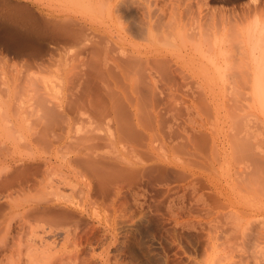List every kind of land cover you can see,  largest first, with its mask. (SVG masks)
Masks as SVG:
<instances>
[{
  "label": "rangeland",
  "instance_id": "obj_1",
  "mask_svg": "<svg viewBox=\"0 0 264 264\" xmlns=\"http://www.w3.org/2000/svg\"><path fill=\"white\" fill-rule=\"evenodd\" d=\"M73 1L78 3V0ZM123 1L118 3L126 5L124 7L128 8L127 13L133 20L137 15L134 6L150 1L152 9H157H153L154 14L158 11L155 15L158 24L163 26L169 21L173 26L181 18L179 31H182L174 30V43L181 49H189L190 45L187 41L180 43L182 36L179 39L177 35L188 33L196 18L205 24H202L203 30L211 33H205L208 40L204 37L203 50L194 52L205 66L206 75L202 69L198 70L205 78L202 81L191 80L186 78V72L190 73L188 69L170 66L161 71L153 82L144 79L131 84L115 72L112 78H105L103 82L95 79L97 58L91 54L87 55L89 62L86 68L68 54L61 62L43 67L44 71L33 66L31 69L28 66L23 68L20 59L17 60L22 63L18 64L16 58L13 60V57L2 53L7 59L10 57L7 60L0 54L2 61L7 60L0 62L1 72L7 67L4 64L8 63L5 83L9 82V87L0 79V88L5 86V91L8 88L6 92L1 90L10 98L7 100L5 96L7 104L3 109L10 113L11 119L19 108L16 99L20 100L17 97L20 94L14 97L15 100L11 97L14 77L17 82L22 77L19 83L23 87L28 82L30 89L45 86L47 98L58 106L52 119L44 117L35 100L28 99V93L24 97L21 92L24 108L19 110L25 115L24 122L22 117L18 118L21 121L17 120L18 130L9 129L10 135L6 140L8 132L0 134L8 148L2 150L0 179L7 181L12 178L8 177L9 171L5 173L10 169V158H29L32 152L34 157H40L52 150L59 165L77 156L89 158L98 166L90 193L84 189L81 183L84 178L80 177L70 180L69 186L54 188L57 191L51 189L53 192L47 186L32 189V185L30 191H4L5 196L1 194L0 198V213H5L1 212L5 208L14 211L5 210L4 218H0L4 221L0 222V264H264V107L250 102V99L246 101L251 86L241 79L240 74L248 66L245 68V63L237 59L243 53L247 36V28L243 26L248 21L251 25L255 23L253 14H250L251 19L246 15L248 21L241 15L248 13L254 4L260 8L255 17L258 27L256 25L253 29L254 37L251 36L247 46L255 41L264 44V29L261 28L264 27V0H255V3L254 0H199L200 3L198 0ZM69 2L62 0L61 10H72L80 21L88 23V19H92L96 27L112 31L123 24V16L119 15H123L126 9L122 5H118L122 13L118 12L119 9L116 10L118 14L111 13L109 2L101 0L104 3L99 5L106 8L100 7L103 12L100 14L98 4L87 10L84 5L80 7L81 3L75 7ZM177 9L187 11L193 18L185 13L179 14ZM173 10L176 11L174 15ZM163 14L162 19L159 16ZM206 14L212 15L213 20ZM116 16L122 22L118 23ZM188 16H191L189 20ZM216 19L219 20L218 25L215 24ZM175 20L176 24H171ZM228 21H232V26ZM74 50L79 51L80 48ZM206 51H210L209 55ZM199 52L206 58L199 56ZM15 66L22 74L16 75L18 78L14 73ZM23 69L28 70L23 72ZM77 73H85L87 79L75 80L72 75ZM26 75L30 80L25 79ZM20 84L18 86L23 88ZM18 90L20 92L21 89ZM135 102L139 106L138 125H135L133 111ZM59 106L66 111L68 109V118L59 117ZM110 111L119 124L117 129L113 121L107 123ZM53 124L64 128L68 133L67 141H60L53 149L44 144H34L33 148L27 143V135L48 133ZM27 168L29 166L19 167V172L23 170L26 173L24 171L27 170L28 175L31 168ZM30 174L26 179L35 178L33 173L32 176ZM5 181L0 180V184ZM45 198L57 203L47 201L51 203H47L50 209L54 206L51 210L55 213L60 212L58 208L64 210L65 206L69 207L71 214L74 212V215L69 212L72 217L69 221H72L67 226L70 236L66 240L61 239V233L55 235L43 230L40 227L42 223H36L40 221H35L38 227L33 226V220H30L32 223L23 221L17 211L34 206V203L37 205L38 200L44 201ZM20 220L23 226L30 224L36 227L38 237L33 245L26 241V228L20 226Z\"/></svg>",
  "mask_w": 264,
  "mask_h": 264
},
{
  "label": "bare ground",
  "instance_id": "obj_2",
  "mask_svg": "<svg viewBox=\"0 0 264 264\" xmlns=\"http://www.w3.org/2000/svg\"><path fill=\"white\" fill-rule=\"evenodd\" d=\"M61 1L62 0H0V51H4V52H1L0 54L2 56H4V54L6 53L7 55H5V56L9 55L10 57H13V60L15 58H16V60L20 59L21 61H23V63L21 61L18 62V60L17 61L15 60V61L18 62V64H20V62H21L23 68H24V66H28L29 67L28 69H31L30 66L35 67V69L36 68L42 69L46 65L48 67H50V65L53 66L54 63L61 62L62 59H64L65 56L68 54H71L72 59L77 58L78 64L80 66L86 68L88 66V62H89L87 59V57H88L87 55L91 54V56L93 58H97V59H95L96 69H97V75H96L95 79L98 81L103 80V82H105L106 79H108V78H112L114 72L117 75H120L121 78H124L125 80L130 82L131 84L138 83L144 79H147V80L153 82L157 78V75L161 71L169 68L170 66H174L175 69H181V70H185V71H186V69H188L190 71V73L188 72L189 73L188 74L186 72V78H189L191 80L202 81L205 78V76H203V74L205 73V66L202 65L203 62H201V58L196 57V54L194 52H198V51L203 50L202 47L206 43V41H205L206 37L205 36L208 34L209 31L208 32L206 31L207 34H205L206 33L205 30H203L204 29L203 25L205 26V24L202 23L203 24L202 25L200 23V21H197L196 19H198V18L194 19L196 21V23L191 21L193 23L191 25H193V26H191L192 28L190 27L188 29L189 31L187 30L188 33H183V35H180L182 33H179V35H177L179 37V39H180V36H182L180 43H182L183 41H187L190 45L189 49H181L179 45L174 43V39L176 38V33H174L175 32L174 30L178 28V31H179V27H180L179 22L181 21V18H178V20H180V21L177 24L174 23V22H176V20L173 21L172 23L170 21L171 24H176L173 26L169 24L168 20H167L168 26H167V24H164L163 26L160 25L161 23L158 24L157 22L159 20H157V18L155 17V15L158 14L157 13L158 11L156 12L157 9L154 7L153 9H156L155 10L156 13L154 14L153 9H152L153 5H152L151 1L147 2L145 4H140V3L136 4L135 3L136 6H134V10H135L137 15H136V20H133L132 16H130V14L127 13L128 8L124 7L126 5L124 3H123L124 5L118 3V2L121 3L122 0H120V1H118V0H110V1L102 0V1H105L107 3L109 2L108 6L110 9L109 11L111 13H112V11H114V12L118 11V9L120 8L118 5H122L126 9V11H123V15H121L119 13L120 14L119 17L123 16V19H122L123 24L121 23L122 26L118 29H114L113 31L107 30L105 28L101 29V28H98V26L96 27V25L94 24V20H92V19L87 18L89 20L88 23L80 21L79 19H77L76 15H74L76 13H74L72 10H70V9L69 10L65 9L66 11L61 10V8H60V5L62 4ZM69 1L72 2L73 0L72 1L69 0ZM154 1H152L153 4H154ZM251 1H253V0H251ZM64 2H65V0H64ZM180 2H179V4H181ZM198 2H199V0H198ZM224 2H226V1H224ZM66 3H67V0H66ZM72 3H73V6L75 5V7L78 3L79 4L81 3L80 7H82L84 5V8L85 9L87 8V10L89 9V7H93L97 4L99 6L98 7L99 11L101 10L100 7L106 8V7H103L105 5H101V6L99 5V3H101V0H78L77 4L74 1ZM102 3H104V2H102ZM254 3H255V0H254ZM79 4L77 6H79ZM70 5L72 6L71 3H70ZM248 5L250 6L251 4H248ZM256 5L257 4H254V5H252V7L248 6L250 8V9L247 8L249 12L247 13V11H246L247 14L245 13L244 15H241L242 17L240 16L241 18H243V16H244V19L248 16L247 17V19H248L253 14V19H254L253 23L254 22L255 23L251 25L249 23V21L247 19H245V21L246 20L248 21L249 25H248V23L247 24L245 23L246 26L243 24L244 25L243 27L247 28L246 29L247 36H246V40L244 41L245 44L243 47V53L241 55V56H243V58H241V56H240V58L237 57V59H240L239 60L240 62L242 60L245 63V68H246V66H248L247 69L240 74L241 79H243L245 82H248L251 86L250 87V93L248 95H246L247 97L249 96L248 99L245 98V99H247L246 101L249 102V99H250V102H257L261 106L264 107V48H263L264 44L260 45V43H258V41L257 42L255 41L254 43H252L250 45V47L247 46V43L249 44L251 42V36H253L252 31L254 28H256V25H257V20H256L257 15L256 14L258 13V9L260 10V8H259V6H256ZM108 6H107V9H108ZM154 6H155V4H154ZM178 6H177V8H178ZM198 6H200V5H198ZM77 8H79V7H77ZM158 8H159V6H158ZM174 8H175V6H174ZM180 8H182V7H180ZM188 8H189V6H188ZM190 8H189V10H190ZM107 9H105V10H107ZM163 9H161L162 12L164 11ZM174 10L172 11L173 15H174L173 12H176ZM107 11H106V13H107ZM197 11H198V8H197ZM101 12L102 11H100V14H101ZM118 12L122 13V11L120 9ZM118 12H117V14H118ZM177 12H179V14L183 13L182 15H184V13L188 14L187 11H186L187 13L186 12H180L178 9H177ZM194 12H196V11H194ZM159 15H160V13H159ZM159 15H157V16H159ZM169 15H171V14L169 13ZM188 15H191V14H188ZM194 15H196V14H194ZM206 15H208V14H206ZM163 16H164V14L159 16V17H162V19H163L164 18ZM172 16H170L171 20H172ZM180 16H178V17H180ZM208 16H210V15H208ZM211 16H210V18L209 17L208 18L211 19V21H212L213 19L211 18ZM138 17H140L141 20L140 19L138 20ZM175 17L173 19H175ZM190 17L188 16L187 20H189ZM205 17H207V16H205ZM116 18L118 19L117 20L118 23L122 22L121 20L119 22V18L117 16H116ZM185 18L186 17H184V19ZM192 18H193V16H192ZM159 19H161V18H159ZM204 19H206V18H204ZM208 21H209V23H211L210 20H208ZM218 21L219 20H217L215 24L218 25ZM225 22L226 21L224 20V23ZM228 22H230V21H228ZM231 22L229 23V25L231 24ZM243 23H244V21H243ZM121 24H119V25H121ZM185 24H187V22ZM208 26L211 27L210 24H208ZM231 26H232V24H231ZM257 27H258V25H257ZM215 28H217V27H215ZM261 28L264 29V27H261ZM218 29H220V28H218ZM181 31L182 30L180 29L179 32H181ZM216 31H217V29H216ZM228 31H230V30H228ZM222 32H224V31H222ZM260 32H259V34H260ZM262 32H263V30H262ZM209 33H211V32H209ZM218 34H217V36H218ZM259 34H257V35H259ZM184 37L187 40L183 39ZM204 37H205V39H204ZM210 37H212V35ZM206 40H208V39H206ZM260 41H262V39ZM106 42L107 43L110 42V44L109 43L107 44ZM215 42L217 43V41H215ZM212 43H211V45H213ZM183 45L182 46L185 47V44H183ZM208 45H207V47H208ZM241 46H243V43ZM76 47L80 48V50L75 51L74 49H76ZM87 47H89V50ZM246 47L247 48L249 47V48L247 49ZM208 48H210V47H208ZM206 50H208V49H206ZM2 53H4V54H2ZM206 53H207V51H206ZM208 53H210V51H208ZM239 53H240V51L238 52V54ZM198 54H200V52ZM202 54H203V52H202ZM203 55H205V54H203ZM203 55L201 56V54H200L199 56L203 57ZM214 55H212V56L214 57ZM230 58L232 59V55ZM1 59H2V57H0V62L2 61ZM235 59H236V57H235ZM10 60L12 62V58ZM208 60H209V58H208ZM215 60H214V62H215ZM4 61H5V59H4ZM4 61H2V62H4ZM244 63H242V64H244ZM211 64H210V66H211ZM5 66L8 67V63H6V65L4 64V67ZM1 67H2V65L0 66V68ZM7 67L5 69H2V72L0 70L1 75H2V77L0 78L2 80V84H4L5 81H7L6 76L8 73L5 72V70L8 69ZM15 67H16L15 70L17 71V72L16 71L14 72L15 76L17 75L19 77V75L21 74V71L19 68H17V66H15ZM18 67H19V65H18ZM25 68H27V67H25ZM17 69H19V70H17ZM28 69H25V70L23 69V72L28 70ZM43 69H42V71L45 70V69L44 70ZM199 69H200V71L202 69L203 74L201 72L200 73L198 72ZM11 72H12V70H9V73H11ZM18 72H19V74H17ZM13 75H11L12 78L14 77ZM204 75H206V73ZM9 76H10V74H9ZM9 76H8V78L11 80V78ZM21 76H22V74H21ZM72 76L77 81H84L87 79V76L85 73H77V74H73ZM26 77H27V75H26ZM21 78L20 79L18 78V82H17V80L14 77L13 78L14 81L12 79L13 84H11L12 85L11 91H13L12 92L13 94L11 97L16 98V96L18 94H20L17 96V97H20L19 102H18L19 98L16 99L17 100L16 102L19 103L18 104L19 108L16 109V111L12 114V117L14 119L16 118L15 120L11 119L9 117L10 113H7V111L3 109L4 107H6L7 103L5 102L6 101L5 100L6 93H4L2 90H4L3 88L5 86H8L9 82H7L8 84L5 83L6 85L3 88H0V134L4 133V132H8V134L5 133L6 136L10 135L9 129H11V131L14 128L17 129V128H19V127H17L19 122H21V121L24 122L25 115L22 112V110L24 108V107H22L23 106L22 101H24V99L21 95V92L23 93L24 97L28 93L29 94V96H27L28 99L30 98V99L35 100L36 105L39 107L38 111H41L42 115L44 117H49L52 119L54 117L53 111L56 110L55 108L58 107L52 101H50L49 98H47V89L45 86L41 89H36V88L30 89L29 87L31 86V84L28 82V84L23 87L19 83ZM25 79L30 80V77L29 78L27 77ZM182 79H184V78H182ZM109 80L111 81V79H109ZM19 84L23 88H20L18 86ZM5 89H6V91L8 90V88H5ZM18 89H21L22 91L20 90V92H18L19 91ZM7 93H9V92H7ZM15 98H14V100H15ZM6 99L8 100L10 98H7V96H6ZM21 99H22V101H21ZM115 100L113 101L114 103H115ZM20 103H22L21 106H19ZM21 107H22V110H19V109H21ZM59 107L61 108L60 111L57 112L59 117L68 118V115H67L68 109L66 111L62 106H59ZM16 108H17V105H16ZM133 111H134V116H135V125H138L139 124V120H138L139 106H138L137 102L133 103ZM114 115L115 114L113 113V111H110V114H108V116H107V119H108L107 123H110V121H113V123L115 124V128L117 129V128H119V124L115 120ZM20 117H22L21 121L18 120V118H20ZM17 120L19 122H17ZM53 125L54 126L51 127V130L48 133L46 132V133H43L41 135L36 134V133L27 135L26 136V139L28 141L27 143L30 146H33L34 144L35 145L36 144H38V145L44 144V145H48L49 146L48 148L52 147V149H53V148H56V146H58L57 144L60 141H62V140L67 141L68 140V133L64 130V128H61V126L58 127L55 124H53ZM45 130H47V129H45ZM1 136H4V134H2ZM8 137L9 136H7L5 138V140ZM3 138L4 137H0V158H2L1 154L4 153V152H2V150L3 149L6 150V148H7V147H5L7 145V144H5L6 141L4 142ZM7 143H8V140H7ZM9 143H10V141H9ZM34 146H33V148H34ZM31 149H30V151H31ZM7 150H8V148H7ZM51 151H47L48 152L47 154L42 155V156L40 155V157L38 155H36V157L38 156L37 158L33 156V152H32V156L30 153L31 157L27 153L29 158L20 157L17 159H14V158H10V160L8 159L9 163H10L9 164L10 169H8L7 172H5V173H8V171H9L8 177H12V178H8V180H7L6 179L7 177H5V179L7 181L0 179L1 181H5V182L0 184V198L2 196L1 194H4L3 192L6 190H9V191L12 190L11 192H18L19 193L21 191L22 192L30 191L31 188L33 187L32 189H34L35 186H37V187L43 186L45 188L47 186L48 188H50V190L52 189L53 191H57L55 189H59V187H61V186L63 187V185L65 187L66 185L70 184V180H72L73 178H79V177L84 178V180H82L81 183H82L84 189L87 191V193H90V191L92 190V180H93V177L95 176V171L98 167L97 164L94 163L89 158H83V157L75 156L73 159H69L66 164L59 165V164H56V162H57L56 158L53 156V151L52 152ZM7 153H9V152H7ZM4 157H5V154H4ZM258 158L256 157V159H258ZM0 161H1V163H3V160H0ZM262 161H264V160H262ZM261 162L258 165H260ZM256 164H257V162H256ZM28 166H29V168H31V170H28L29 171L28 175L31 172L30 176H32V173H33V176L35 178L29 179L27 177V179H26V176H28L27 170L24 171L26 173H23L22 172L23 170L21 171L22 173L19 172V170H21V169H19V167H22V168L25 167L26 168ZM7 167H9V166H7ZM29 168H27V169H29ZM256 168H258V167H256ZM2 172H4V171H2ZM262 173H263V171H262ZM12 174H13V176H12ZM260 174L261 173L259 170V177H260ZM5 175L7 176V174H5ZM1 176H4V174H2ZM23 176H25V178ZM31 185H32V187H31ZM52 190H51V192H53ZM46 194H48V193H46ZM4 196H5V194H4ZM8 196H11V195H9V193H8ZM38 201H39L38 204L36 203L37 205H35V203H34V206H28V207L24 208V210H17L19 212V214L22 216V219H24L23 221H30V220L32 221L33 220L34 221V222L32 221L33 223L30 221V223H32L33 226L35 225V221H40V222H36V223L37 224L42 223V225L40 227L43 230H49L50 233L54 232L55 235H59L61 233V239L66 240L70 236V231L68 230L67 226H68V224H70L69 222L72 221V220L69 221V219H72V217L70 216L71 210H68L69 207H67V206L64 207V205H63V207L65 208L64 209L65 211L62 208H61L62 210L60 208H58L60 212L55 213L54 210H51L54 208V206L50 209L49 205H47V203L51 204L54 201L47 199V201H50L51 203L47 202L46 198L44 201H42V200H38ZM5 203H2V204H5ZM54 203H56V202H54ZM54 203H52V204H54ZM27 205H29V204H27ZM55 207H57V206L55 205ZM5 210H6V208H5ZM5 210L1 209V212H5V213H0V218L1 217L4 218L6 211L10 212V213H12L14 211V210H9V211L8 210L5 211ZM69 212H70V214H69ZM73 213L74 212H72L71 215H74ZM2 214H4V215H2ZM6 216H8V215H6ZM20 221H21L20 223H22V220H20ZM0 222H4V221L0 220ZM23 224L24 223L20 224V226L21 225L23 226ZM27 224H29V223L27 222ZM25 225L23 227H25L26 229H24L22 227L25 230V233H24L25 235L24 234L23 235L26 236V238L24 237L25 239H27L26 241H30L29 244L31 245L32 243L35 242L36 238L38 237V234H37V231L35 228L38 227L39 225L38 226L35 225L36 227H33L30 224L27 226H25ZM22 228H20L21 230L19 229V231L22 232L23 231ZM17 236H19V238L21 237L19 235V233ZM40 242H42V241H40Z\"/></svg>",
  "mask_w": 264,
  "mask_h": 264
}]
</instances>
